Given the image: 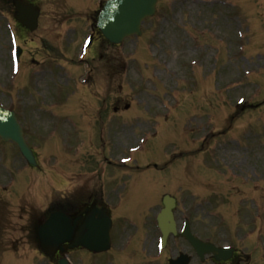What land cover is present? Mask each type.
<instances>
[{
    "label": "rangeland",
    "instance_id": "obj_1",
    "mask_svg": "<svg viewBox=\"0 0 264 264\" xmlns=\"http://www.w3.org/2000/svg\"><path fill=\"white\" fill-rule=\"evenodd\" d=\"M227 1L230 2V5L222 3L219 5L220 7H217V3L213 0H208L206 3L194 0H160L161 10L156 17L145 23L144 35L141 38H131L119 48H113L110 45L103 46L102 54L108 57L113 54L114 57L115 99H122L125 103L130 102L133 111L131 117L127 116L125 120L124 117L116 118L118 123L129 124L125 126L120 124L117 126L118 128H113L114 136L111 135L113 129L107 130V147L104 150H98L97 131L91 135L87 133L86 141L79 148V156L83 154L89 156L96 154L101 156L125 155V151L128 152V147L138 143L139 138L142 137L139 134L149 127L151 129V126H145V123L140 126H133V124L138 120L145 122L147 117H141L144 114L156 115L158 119L167 110L166 105L171 109V120L174 124L170 126L171 133L179 131V144L177 145L179 150L174 148L178 152L182 151L180 153L182 155L179 156H191L195 163L202 161L204 156H212L222 162L225 156H230L236 166H241L243 160L247 159L248 165H256L264 169V147L259 148L256 143H230L220 137H217L210 147L204 146L205 143H203L204 135L210 130L219 133L220 129L228 124L230 112L236 109V100L239 97L246 98L244 104L251 103V96L248 93L254 89L252 85L256 87L257 98L262 103L259 107L262 109L261 115L239 112L238 114L241 115L237 116V119L229 127V129L232 127L229 134L238 138L240 130L251 124L245 136H261V129L264 128V74L257 78L253 76L252 79L255 81L249 80L252 85L245 77V71H250L252 65L255 73H264V66L261 63V59L264 58V7H259L263 0ZM36 2L43 11L42 23L39 31L35 33V38L25 41V49L26 53L29 51L41 52L36 59L39 63L44 62V64H37L36 70L38 73L46 70L48 83L54 85L58 92L61 87L65 86V79L59 77V72L65 74L66 77H75L83 72L82 67L77 63L78 60L72 61V59L80 51V44L85 37L84 34L82 35V26L85 21L89 20L87 15L95 10L93 8H96L98 3L94 0H89V3H83V0H36ZM93 3L94 5H92ZM229 8L231 11L228 12L229 16L227 17ZM62 12L60 18L64 21L56 25L52 20ZM237 26L242 28L248 37L245 32H242L243 37L241 38V29ZM73 28L79 32L80 38H76L79 40L78 42L72 40L74 36L72 38L68 33V30ZM41 38L46 40V44L40 41ZM246 38L248 42L251 41L252 45H247ZM69 40H72L71 43ZM73 45L77 49L73 51L68 49ZM102 45L101 42L100 46L102 47ZM241 47L244 50H241ZM258 47L261 50L257 53ZM244 52L248 60L257 54L249 63L241 59ZM6 54L7 34L5 28L2 27L0 29L1 74L7 69ZM95 64L97 74H99L97 78H101L103 66L97 62ZM105 69L108 70L107 67ZM3 80L8 82V79ZM23 82L24 80H21L20 84ZM55 82L60 85H55ZM100 89L103 90V88ZM95 90L96 87L86 95L89 96ZM235 91L238 95L233 99L230 95ZM42 92L43 89L39 88L38 103L43 98ZM74 95L76 96L75 104L80 105L81 102L96 104L93 101H87L85 91L82 93V90H77ZM228 97L229 101H227ZM4 99L6 101V97ZM232 100L233 103L230 102ZM48 101L51 100L48 99ZM169 117L165 114L163 120L154 125L153 134L158 133L159 127H169ZM210 119L212 124L207 125L205 122ZM195 120L202 121L198 129L191 125ZM170 127L167 132H170ZM41 130L43 128H36L38 133H43ZM183 132L188 136V140L182 137ZM175 135L173 134L174 137ZM147 137L149 138V136ZM174 137L164 140L161 145L153 143L151 148L149 149V146L147 151L140 156H153L152 153H154L156 145L159 152L154 156L170 154L172 144H177V138L174 139ZM228 140L235 141L230 137ZM262 141L264 142V139ZM63 142L65 143V138ZM73 146L74 143L65 144L67 156H71L69 149ZM58 147L62 146L56 145L54 149L48 144H43V148L38 147V154L45 161L48 156H58L56 153ZM211 148H214V151L209 153ZM2 152L9 156H16L11 154L10 149H3ZM184 152L185 155H183ZM129 156L133 155L129 153ZM149 161L152 159L149 158ZM71 163L67 165L68 176L79 173L80 170L74 162ZM181 164H183L181 160L174 163L176 167L178 165L182 167ZM148 178L150 179L151 176ZM131 180L134 181V177H131ZM153 181L150 188L153 193L160 194L172 189L170 186L161 188L157 176L153 178ZM189 187L193 190L189 194V199L195 203L208 198L209 194L219 193L220 178H217L216 183L206 190L200 187L197 178L195 183ZM186 188L185 185L181 186L178 193ZM30 195L36 200L38 199L36 192L30 191ZM241 197L242 195L237 197L236 201H239ZM143 199L145 198L143 197ZM218 207L221 211L220 202L219 205L217 204L216 211H218ZM15 239L10 233H7L6 241L9 249L13 246ZM18 242L21 245L18 249V259L28 263L30 248L28 249L22 241L18 240Z\"/></svg>",
    "mask_w": 264,
    "mask_h": 264
},
{
    "label": "water",
    "instance_id": "obj_2",
    "mask_svg": "<svg viewBox=\"0 0 264 264\" xmlns=\"http://www.w3.org/2000/svg\"><path fill=\"white\" fill-rule=\"evenodd\" d=\"M127 9H129V7H127ZM7 118H8L9 120L11 119V117H8V116H7ZM2 135L5 136V137L8 136L6 133H3ZM9 137H10V138H13V139H15V140L18 141V139H19V134H18V132H13L12 135H10Z\"/></svg>",
    "mask_w": 264,
    "mask_h": 264
}]
</instances>
